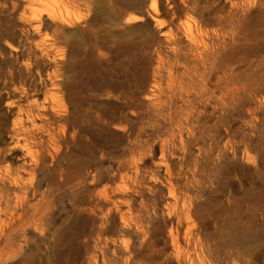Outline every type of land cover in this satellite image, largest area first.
Masks as SVG:
<instances>
[{
    "label": "rangeland",
    "instance_id": "374dc122",
    "mask_svg": "<svg viewBox=\"0 0 264 264\" xmlns=\"http://www.w3.org/2000/svg\"><path fill=\"white\" fill-rule=\"evenodd\" d=\"M9 173L0 264H264V0H0Z\"/></svg>",
    "mask_w": 264,
    "mask_h": 264
},
{
    "label": "bare ground",
    "instance_id": "6f19581e",
    "mask_svg": "<svg viewBox=\"0 0 264 264\" xmlns=\"http://www.w3.org/2000/svg\"><path fill=\"white\" fill-rule=\"evenodd\" d=\"M26 115L28 117L29 113L27 112ZM5 182H8V184H6ZM18 182H19V177L16 175H13L12 173L7 174V176L0 175V215L2 213H5L6 210L8 209L7 202H4L5 198H6L5 197L6 192L10 190V187H16ZM17 198L20 201L19 206L22 209H24L23 208V205H24L23 199L19 195L17 196ZM20 214H21V212L18 215H20ZM19 218H20V216H19ZM21 223H22V219L19 220V225H21ZM1 224H2V219L0 216V226H1Z\"/></svg>",
    "mask_w": 264,
    "mask_h": 264
}]
</instances>
